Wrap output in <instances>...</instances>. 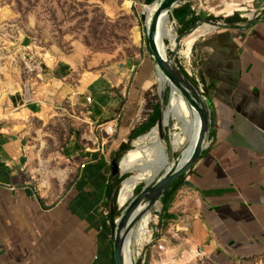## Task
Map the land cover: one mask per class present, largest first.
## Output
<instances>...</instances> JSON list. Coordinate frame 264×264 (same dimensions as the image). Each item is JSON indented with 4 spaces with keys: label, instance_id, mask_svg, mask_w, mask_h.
I'll return each instance as SVG.
<instances>
[{
    "label": "crops",
    "instance_id": "1",
    "mask_svg": "<svg viewBox=\"0 0 264 264\" xmlns=\"http://www.w3.org/2000/svg\"><path fill=\"white\" fill-rule=\"evenodd\" d=\"M185 5L184 24L217 23L195 44L210 126L183 184L166 205L159 202V224L184 238L179 260L165 248L172 258L166 264H194L200 257L202 264H264V0H186L178 8ZM248 8L263 16L240 17ZM44 66L50 83L65 91L69 61ZM94 78L83 93L96 110L83 120L104 137H96L93 148L71 137L62 147L61 170L46 179L37 178L44 165L26 131L6 118L24 126L23 103L32 113L49 108L40 97L24 99L19 85L11 93L0 117V264H114L106 213L111 161L137 128L142 94L136 80L124 97L113 94L108 78ZM111 124L115 132L107 137Z\"/></svg>",
    "mask_w": 264,
    "mask_h": 264
},
{
    "label": "rangeland",
    "instance_id": "2",
    "mask_svg": "<svg viewBox=\"0 0 264 264\" xmlns=\"http://www.w3.org/2000/svg\"><path fill=\"white\" fill-rule=\"evenodd\" d=\"M185 1L170 11L169 28L179 35L177 44L174 45L168 36L166 42L169 60L188 73L195 66V45L189 57L184 52L183 39L206 21H201L192 31L184 34L187 28L174 11ZM143 9L145 6L137 0H0V117L6 106L11 105L10 95L18 85L22 87L24 99L40 97L49 108L45 113L42 109L32 113L24 107L19 96L18 102H22L26 110L25 125L21 126L18 118H6L14 119L18 128L26 131L28 146L43 161L44 173H37L38 180L56 175L61 170L64 164L60 157L62 147L71 137L74 136L88 148L96 145V137H104L97 135L92 128L90 130L89 124L83 120L90 110H96L94 101L88 102L89 95L83 93L84 84L90 77L108 78L113 94L127 97L129 88L140 77V70L149 68L150 78L142 90L137 127L146 123L156 108L164 111L171 89L167 85L162 90L156 79L157 68L144 35L146 22L142 19ZM54 60H67L71 65L69 77L63 81L67 85L65 91L62 88L58 90L56 84L50 83L46 77L44 61L52 66ZM52 97L58 102H52ZM201 97L206 102L202 94ZM169 131V126L164 127L162 140L172 161L180 156L181 151L172 150ZM135 139L131 141L132 148ZM39 167V160L34 159L32 168ZM110 174L111 183L118 185L120 192L122 182L130 173L120 171L116 176ZM141 184L144 186V183ZM139 194L136 190L135 196ZM117 196L113 195L107 211L110 213L114 204L117 217H120L124 210L115 205ZM160 211V203L151 209L147 241L136 260L132 257L131 264L169 263L172 258L166 255L165 248L176 251L173 260L183 256L185 249L180 247V241L184 238L159 224ZM109 230L111 232L110 225ZM161 247L164 249H159ZM201 260L202 257L194 264H202Z\"/></svg>",
    "mask_w": 264,
    "mask_h": 264
},
{
    "label": "bare ground",
    "instance_id": "3",
    "mask_svg": "<svg viewBox=\"0 0 264 264\" xmlns=\"http://www.w3.org/2000/svg\"><path fill=\"white\" fill-rule=\"evenodd\" d=\"M178 5V4H177ZM153 9H149L148 23L151 21ZM170 9H163L158 21L157 42L164 55L168 56L166 36L176 45L179 35L169 28L171 18ZM215 24L206 22L203 26L188 34L184 39V52L190 57L195 43L201 36L212 31ZM171 43V44H172ZM156 79L163 90L170 86V97L163 111L162 121L149 132L134 140V147L129 149L120 159L121 171L130 175L122 182L118 192L117 204L121 209H126L136 198L135 192L140 183H145L155 178L162 172L175 169L188 161L196 147L201 133V118L198 110L191 106L181 88L174 83L164 72L158 68ZM170 127L169 140L173 151H181L180 156L169 160L167 146L163 143V129ZM111 127V126H109ZM108 127V128H109ZM144 207L139 206L133 214L135 217ZM151 222V211L145 213L128 233L125 240V264H131V259L139 256L145 246ZM159 249H162L159 248Z\"/></svg>",
    "mask_w": 264,
    "mask_h": 264
},
{
    "label": "water",
    "instance_id": "4",
    "mask_svg": "<svg viewBox=\"0 0 264 264\" xmlns=\"http://www.w3.org/2000/svg\"><path fill=\"white\" fill-rule=\"evenodd\" d=\"M184 0H146L140 1L145 9L142 11V19H145L144 35L146 39V45L153 58V62L156 68H160L165 75H167L174 83L180 88L189 102V104L195 107L201 118V133L196 143L195 150L191 158L184 164L175 169H171L160 173L151 182H145L141 193L136 196L135 200L122 212L120 217H117V211L114 204L110 207L109 224L112 233V240H114V256L115 264H125L124 252H125V240L128 233L134 228L140 218L160 202L165 192L181 177L191 170V168L198 161L202 151L206 146V139L210 126V112L207 101L201 97L199 89L192 83V81L182 72L180 68L175 66L164 55L157 42V30L158 21L163 9H170L171 11L180 5ZM178 4V5H177ZM149 9H153L151 15V21L148 23L147 19L149 15ZM206 99V98H205ZM163 119V112H160L158 125ZM155 125V126H156ZM120 159L113 158L111 161V173L116 176L121 171ZM119 197V196H117ZM116 206L117 199H116ZM139 206L144 209L139 212L135 217L133 214Z\"/></svg>",
    "mask_w": 264,
    "mask_h": 264
},
{
    "label": "trees",
    "instance_id": "5",
    "mask_svg": "<svg viewBox=\"0 0 264 264\" xmlns=\"http://www.w3.org/2000/svg\"><path fill=\"white\" fill-rule=\"evenodd\" d=\"M189 5H185L183 8H177L175 9V15L176 17L180 20V18L184 19L186 14H188V9H189ZM179 15V16H178ZM181 21V20H180ZM183 22V21H182ZM198 24H184V27L187 28L186 31H184V34L185 33H189L190 31H192L195 27H197ZM182 72L184 74H186V76L188 78L189 75L187 74V71H185L184 69H181ZM140 77L137 79V84L140 88V91H141V94H142V90L143 88L145 87V83L149 80V76H150V71H149V68L147 70H145L144 68H142L140 70V73H139ZM146 79V80H145ZM192 79V78H190ZM193 82L195 84H197L195 82L194 79H192ZM159 117H160V110L159 108H156L154 113L150 114V117L148 119V121L146 123H143L142 125H140L139 127L135 128L134 131L132 132V134L129 136L128 140L127 141H123L120 145V148L118 149V151L115 153V158L119 159V157L122 155L123 152H126L128 151L129 149L132 148V145H131V141L133 139H135L136 137L142 135V134H145L147 132H149L150 129H152L159 121ZM183 178H180L178 179L164 194V196L162 197V202L164 203V205L167 204V202L169 201L170 197L175 193V191L183 184ZM144 186H141L139 185V187L137 188L138 192L141 193L142 189H143ZM117 193H118V185H115V183H112L111 186H110V189H109V196H110V199L113 198V195L116 197L117 196ZM115 201V205H116V200ZM116 208V207H115ZM110 214V213H109ZM114 264H115V256H114Z\"/></svg>",
    "mask_w": 264,
    "mask_h": 264
},
{
    "label": "built area",
    "instance_id": "6",
    "mask_svg": "<svg viewBox=\"0 0 264 264\" xmlns=\"http://www.w3.org/2000/svg\"><path fill=\"white\" fill-rule=\"evenodd\" d=\"M261 16H263L262 11H259L256 8H248V9H245L243 12L240 13V17H242L244 19H248V20L259 18ZM214 24L217 25V23H214ZM218 24H220V22H218ZM191 69H192V71L191 72L189 71L187 74L189 75L190 78L195 80L200 93L203 95L204 98H206L205 97V85H204L203 81L201 80L199 70L197 69L196 66H192ZM87 100H88V102H91V97L88 96ZM111 126H113V127H109V128L105 129V133H106L107 137L112 136L115 132L116 125L111 124ZM103 146H104V143H103ZM103 146L101 148L102 150L104 149ZM106 213H108V211H106Z\"/></svg>",
    "mask_w": 264,
    "mask_h": 264
}]
</instances>
